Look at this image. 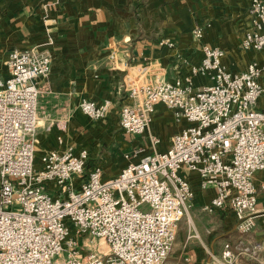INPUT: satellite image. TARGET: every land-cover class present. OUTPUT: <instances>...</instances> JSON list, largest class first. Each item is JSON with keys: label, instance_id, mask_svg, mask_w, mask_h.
<instances>
[{"label": "built area", "instance_id": "1", "mask_svg": "<svg viewBox=\"0 0 264 264\" xmlns=\"http://www.w3.org/2000/svg\"><path fill=\"white\" fill-rule=\"evenodd\" d=\"M249 11L253 28L242 46L261 51L262 60L232 72L221 62V48L203 44L200 63L191 72L206 75L209 84L195 88L189 76L131 80L126 86L135 102L119 109L122 130L147 131L158 102L190 124L163 151L149 134L150 152L135 148L119 173L106 180L94 167L79 188L71 180L84 174V149L49 150L41 155V168L34 167L40 93L35 78L48 75L52 55L37 47L9 51V74H0V264H163L194 195L178 173L182 167L198 174L202 188L214 189L203 206L206 212L227 208L241 220L240 233L252 229L259 213L253 175L264 171V109L256 108L264 91L259 82L264 74V0H251ZM203 28L194 24L192 36L201 39ZM111 104L110 99H82L78 107L99 119ZM48 180L61 194L46 191ZM94 239H103L107 252L84 251ZM262 251L264 239L240 236L224 243L220 258L235 264L242 256L258 259Z\"/></svg>", "mask_w": 264, "mask_h": 264}, {"label": "crops", "instance_id": "2", "mask_svg": "<svg viewBox=\"0 0 264 264\" xmlns=\"http://www.w3.org/2000/svg\"><path fill=\"white\" fill-rule=\"evenodd\" d=\"M250 2L0 0V74L8 76V53L14 48L37 47L52 55L48 75L35 78L40 93L34 167L41 168V155L49 150L84 149V174L71 180L72 186L79 188L94 167L100 168L106 180L119 173L135 148L150 152L149 134L158 138L157 150L167 149L172 136L190 123L158 102L147 131L125 132L119 125V109L135 102L126 84L155 77L172 81L182 76H189L195 88L209 84L206 75L191 72V67L200 63L203 44L221 48V62L232 72L243 71L253 60L261 61V51L242 46L245 33L253 28ZM194 24L204 27L201 39L191 34ZM259 82L264 87V74ZM82 99H110L112 104L105 116L93 119L79 109ZM256 108L264 109V91ZM178 173L188 180L194 195L163 264H217L225 242L240 236L264 239L263 170L253 175L259 213L245 234L240 233L241 220L231 210L222 208L210 214L203 209L214 189L202 188L196 172L182 167ZM45 189L53 196L61 194L52 180L45 182ZM79 240L86 242L83 237ZM97 249L93 243L83 247L84 251ZM243 258L248 260L242 256L238 261ZM249 260L262 263L264 251L258 259Z\"/></svg>", "mask_w": 264, "mask_h": 264}, {"label": "rangeland", "instance_id": "3", "mask_svg": "<svg viewBox=\"0 0 264 264\" xmlns=\"http://www.w3.org/2000/svg\"><path fill=\"white\" fill-rule=\"evenodd\" d=\"M246 49H249V48H246ZM254 61V60H253ZM132 158V155L131 156H129L127 159H126V161L128 162L130 159ZM93 245H95L96 246V248H98L101 252H107V250H108V246H107V244L105 243V241L103 240V239H94L93 240ZM240 258H242V257H240ZM239 258V259H240ZM167 259V258H166ZM165 259V260H166ZM238 259V260H239ZM237 260V261H238ZM217 261V264H225L224 262L225 261H223L221 258H219V260H216ZM236 261V262H237ZM165 262V261H164ZM163 262V263H164ZM253 262H255V264H264V260L263 261H261L262 263H259V262H256V261H253V260H246V259H241V261H238V263L237 264H251V263H253Z\"/></svg>", "mask_w": 264, "mask_h": 264}]
</instances>
